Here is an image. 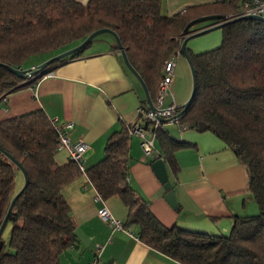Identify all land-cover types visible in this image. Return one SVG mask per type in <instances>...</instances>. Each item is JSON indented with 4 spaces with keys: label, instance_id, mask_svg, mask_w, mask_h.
Instances as JSON below:
<instances>
[{
    "label": "trees",
    "instance_id": "1",
    "mask_svg": "<svg viewBox=\"0 0 264 264\" xmlns=\"http://www.w3.org/2000/svg\"><path fill=\"white\" fill-rule=\"evenodd\" d=\"M241 3L217 0L167 16L161 12V0H0V63L23 68L31 56L71 48L92 31L108 28L117 33L154 101L165 60L187 34L215 22L185 30L187 24L210 14L233 17ZM221 31L219 45L200 53L188 50L196 86L178 123L197 128L203 122L233 151L245 168L258 212L237 216L226 235L164 226L129 184L126 125L110 134L103 158L84 172L102 198L116 195L122 200L128 209L124 224L137 226L138 238L155 250L183 264H264V21L228 22ZM82 49L27 78L0 65V94L35 85L52 66L78 56ZM157 138L161 157L175 172L174 151L184 142L168 138L163 129ZM58 144V131L41 108L0 120V224L24 184L23 176L15 189L16 173L21 171L10 157L27 175V185L8 216L9 239L5 242L0 236V264H59L60 254L76 242L61 189L82 171L71 159L62 165L55 162Z\"/></svg>",
    "mask_w": 264,
    "mask_h": 264
},
{
    "label": "crops",
    "instance_id": "2",
    "mask_svg": "<svg viewBox=\"0 0 264 264\" xmlns=\"http://www.w3.org/2000/svg\"><path fill=\"white\" fill-rule=\"evenodd\" d=\"M216 1L161 0L160 8L163 14L172 16L188 7ZM107 35L96 36L78 56L52 66V74L41 77L35 85L9 93L6 106L0 108V120L41 108L57 123H71V127L63 129L71 141L82 139L87 143L84 167L101 160L110 134L136 121L139 107H149L145 92L125 66L114 37ZM206 39L199 45L198 40L190 39L187 47L192 53L206 51L216 42L211 37ZM174 62L166 104L171 102V95L176 103L184 104L192 89L191 70L181 52L175 55ZM163 133L172 140L184 142L174 151L178 170L173 172L161 157L159 138L154 143L156 154L144 156L139 138L131 136L128 178L164 226L177 225L209 235H226L237 216L258 212V204L247 189L244 166L214 133L207 129L200 131L198 127L180 128L172 122L164 124ZM157 158L165 162L176 207L165 199L167 190L152 165ZM54 160L60 165L67 163V150L57 149ZM61 193L70 209L76 242L60 254L59 264H88L97 244L103 246L99 264H183L141 241L137 226L128 225L130 232H127L113 229L109 222L102 220L97 209L103 204L123 222L128 209L116 195L103 202L96 200V190L85 172L64 185Z\"/></svg>",
    "mask_w": 264,
    "mask_h": 264
},
{
    "label": "built area",
    "instance_id": "3",
    "mask_svg": "<svg viewBox=\"0 0 264 264\" xmlns=\"http://www.w3.org/2000/svg\"><path fill=\"white\" fill-rule=\"evenodd\" d=\"M182 11H184V9ZM244 15H258L264 17V0H242L238 14L233 17L228 15L226 19ZM178 52H180L179 49L172 53L164 62L163 76L158 83L155 99L152 101L154 108L139 107L138 119L126 125L128 137L137 136L139 138V144L144 156L156 154L154 143L157 139L158 132L161 129H164L165 123H176L180 127L178 122L182 112V104L176 103L171 95V102L166 106L164 105L165 97L168 94L170 84L173 79V70L175 66L174 58ZM30 69L35 70L36 66L33 65ZM51 74L52 71H47L42 77L49 76ZM33 94L34 96L36 95L35 91H33ZM7 97L8 96L6 94H0V108L6 106L8 100ZM51 122L58 131V149H66L69 159L73 160L78 165L80 170L84 172L83 154L88 147L87 143L82 139H78L75 142L69 139L63 129L71 127V123L59 124L55 121V119H51ZM95 199L102 202L104 201V198H102V196L97 192ZM97 215L102 220L109 222L113 226V229L130 232L129 227L126 226L122 220L116 218L107 205L103 204L99 207L97 209ZM102 249V245H96L94 256L88 264H99V257Z\"/></svg>",
    "mask_w": 264,
    "mask_h": 264
},
{
    "label": "water",
    "instance_id": "4",
    "mask_svg": "<svg viewBox=\"0 0 264 264\" xmlns=\"http://www.w3.org/2000/svg\"><path fill=\"white\" fill-rule=\"evenodd\" d=\"M242 19H256V20L264 21V17L258 16V15H244V16H238V17L231 18V19H225L224 16L221 15V14H210V15H205V16L196 18V19L190 21L187 24L185 30H188L190 27H192L194 25H197V24H200L202 22H207V21L215 22V23H213V24H211V25H209V26H207L205 28H201V29H199V30H197L195 32H191V33L187 34L184 37V39L182 40V42H181L179 50L184 55L185 59L187 60V62L189 64V67H190V70H191V75H192V89H191L189 98L183 104L184 109H186L187 106L189 105V103L191 102V99H192L193 94H194L195 86H196L194 67H193V65L191 63L190 55H189V52H188L189 49L187 47V42L190 39H192V38H194L196 36L205 34L207 32H210V31L214 30V29H217V28H221L224 24H226L228 22H236V21L242 20ZM101 33H109V34H111L114 37L115 44L120 50V53H121V56H122V60H123V62L125 64V66L136 77V79L139 81L140 85L142 86V88H143V90L145 92L149 108L153 109L154 108L153 102H152L150 96L148 95V91H147L146 85H145L142 77L138 74V72L129 63L127 55L125 53V50H124V48H123V46L121 44V41H120L117 33L112 31V30H110V29H108V28H100V29L92 31L79 44H77V45H75V46H73L71 48H68V49H66V50H64V51H62V52H60V53H58V54H56V55H54L52 57H49L48 59L44 60L39 65H37L35 70L23 69L21 67H16L15 68V67L3 64V63H0V65L5 66L11 72H13L14 74H16V75H18L20 77L27 78L28 76L33 75L35 72L45 69L50 63H52L54 61H57V60H60L63 57L69 56L70 54L82 49L83 47L86 46V44L88 42L92 41V39L94 37L98 36ZM205 128H206V125L203 122H200L198 124V129L200 131L204 130ZM10 158L17 164V166L19 167L20 171L22 172V174L24 176V184L21 187V189L14 195V197L12 198V200H11V202H10L8 208H7V211H6V213H5V215H4L3 219H2V222L0 224V236H1V233H2V231H3V229H4L5 225H6L7 221H8V216H9V213H10L12 207H13L15 199L18 197V195L21 193V191L27 185V175H26L25 169L16 160H14L12 157H10ZM152 165H153V167H154V169H155L160 181L163 183L164 188L167 190V192L165 194V199L167 200V202L171 206L176 207L177 206V202H176V198H175V194H174V189L171 188V186H170L164 160L162 158H157ZM1 245H2V241H0V246Z\"/></svg>",
    "mask_w": 264,
    "mask_h": 264
},
{
    "label": "rangeland",
    "instance_id": "5",
    "mask_svg": "<svg viewBox=\"0 0 264 264\" xmlns=\"http://www.w3.org/2000/svg\"><path fill=\"white\" fill-rule=\"evenodd\" d=\"M207 22H202V23H200V24H197V26H199V25H202V24H206ZM99 36H108L107 35V33H101V34H99ZM206 37H211L212 39H213V41L215 40L216 42H213V44H211V48H213V47H215V46H217V45H219L220 44V42H221V40H222V31H221V28H217V29H214V30H212V31H210V32H207V33H205V34H202V35H199V36H196V37H194V38H192L191 40H198V45L202 42V41H204V40H207L206 39ZM212 45H213V47H212ZM215 45V46H214ZM197 46V45H196ZM199 47V46H198ZM64 50H66V49H63V48H60V49H54V50H50V51H47V52H45V53H43V54H37V55H34V56H31L23 65H22V67H23V69H30L31 68V64L32 63H37L39 60H41V59H43V58H45V57H47V58H49V57H52V56H54V55H56V54H58V53H60V52H62V51H64ZM46 58V59H47ZM177 60V59H176ZM40 63V62H39ZM181 86H182V83H181ZM180 86V87H181ZM183 87V86H182ZM167 97V96H166ZM165 97V100H164V102H165V106L167 105L166 103V101H167V98ZM22 179H23V175H22V173L21 172H17L16 173V183H15V189H17V188H19V186L21 185V183H22ZM10 227H11V225H10V223H7L6 225H5V227H4V229H3V231H2V233H1V237H2V240L3 241H5V242H7L8 241V239H9V234H10Z\"/></svg>",
    "mask_w": 264,
    "mask_h": 264
},
{
    "label": "clouds",
    "instance_id": "6",
    "mask_svg": "<svg viewBox=\"0 0 264 264\" xmlns=\"http://www.w3.org/2000/svg\"><path fill=\"white\" fill-rule=\"evenodd\" d=\"M207 27V26H206ZM182 106H183V104H182Z\"/></svg>",
    "mask_w": 264,
    "mask_h": 264
}]
</instances>
